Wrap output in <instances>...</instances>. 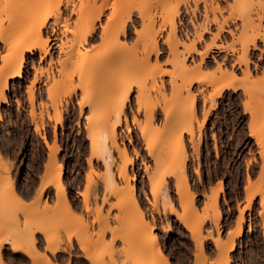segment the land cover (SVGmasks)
Returning a JSON list of instances; mask_svg holds the SVG:
<instances>
[{
	"label": "rangeland",
	"instance_id": "rangeland-1",
	"mask_svg": "<svg viewBox=\"0 0 264 264\" xmlns=\"http://www.w3.org/2000/svg\"><path fill=\"white\" fill-rule=\"evenodd\" d=\"M57 1L60 2L59 8L50 12L51 8L46 6ZM176 8L178 15L174 21L176 20L177 33L184 39L185 45H190L199 31L202 32V38L197 47L201 51L206 49L207 44L214 42L228 48H236L233 55L230 50L218 51L214 47L207 50L200 69L202 74L214 81L212 85L204 83L200 86L208 94L220 82V72L213 62V57L217 60L226 58V64L230 68L232 58L242 51L238 41L240 38H236V35L225 32L215 38L217 25L211 23V20L216 18L222 22L227 19L226 27L234 28L232 20L241 12L243 15L251 14L254 22H258L257 16L264 12L255 0H0V89H3V96L0 95V244L8 240L11 244L21 245L22 250L31 248V264H53L48 256L40 253L36 247V233L40 231L47 242V251L52 252L59 247L66 251V246L72 250V240L75 239L84 253H90L95 264H162L165 262L161 259L162 256L166 257L168 264H172L171 257L189 264L192 240L195 246L194 264H223L226 254L227 259L229 258L227 264L233 260L234 264H264V208L262 210L260 206L259 196L254 197L249 208L245 207L249 198L244 190L246 162L253 156L260 161V147L253 139L247 145H237L236 140L232 139V136H236L240 131L241 124H235V117L242 113V102L246 99L241 89L236 92L224 89L223 95L215 97L216 104L210 108L208 99L203 102L202 93L196 90V84L193 85L192 91L198 92L195 101L197 117L192 121L186 118L181 121L185 125L191 124L193 129V137L183 131L186 157L184 164L179 166L183 169L175 167V171L169 172L166 165L162 166L148 155L139 128L132 122V113H135L143 126L148 125L149 132L146 134L151 140L157 139L164 129V114L160 107L164 102L171 103L175 100L171 94V79L175 82L173 85L182 82L178 77L181 68L171 61L173 55L166 44V40H170V25L164 21L165 10L175 12ZM142 11L152 15L153 30L162 53L157 61L151 53L144 65H136L134 58H140V54L150 46L142 38L150 26L149 19L145 15L142 19L143 14L139 15ZM97 13L99 19L95 16ZM54 14L60 15L55 19ZM113 15H116L114 18L120 17L118 22L122 20V23L124 17L127 27L126 34H119L120 40L115 43V46H122L125 42L123 50L126 52L120 57H131L123 61L120 58L107 60L101 55L105 43L100 38V24H106L113 19ZM206 20H209L207 25L210 29L203 32L199 26L203 27ZM91 22L95 25L94 37L78 45L81 37L91 27ZM35 23L40 24L37 26L40 33L42 32L41 35L36 31L38 28H34ZM237 24L240 28L241 20H237ZM47 37L50 39L46 41V52L38 49L26 52L21 76L12 79L3 88V78L10 71L4 67L7 66L5 60L11 51L15 48L18 50L15 62L24 48L23 45L34 41L44 42ZM257 41V44L262 46V41ZM183 50V45L177 47L178 60L183 56ZM251 51L254 53L253 59L256 60L259 51ZM191 56L186 58V66L190 69L200 60L199 54ZM259 65L264 66V60ZM234 68L236 75L241 79L244 76L242 68L237 65ZM251 68L254 76L261 74L260 69H253V64ZM103 70H110L112 73L107 77L108 74ZM160 70H166L169 74L154 75V80L149 77L150 72ZM118 82L119 85L125 82L124 84L132 87L124 113L131 126L133 144L126 137L125 115H122L120 125L116 129L118 146H110L106 153L100 145L95 149L90 147L91 139L88 137L89 134L92 136V133H88L84 127L87 122L85 117L99 121L101 113L112 103L119 88ZM160 83H164L167 88L165 95H161L157 90ZM29 87L33 88V105L29 102ZM257 90L263 88L259 87ZM183 93L182 104L187 105L189 97L186 98L185 91ZM256 93L259 95L258 91ZM262 94L264 95V92ZM263 95L256 97L264 103ZM32 106L38 117L37 121L40 123L41 115L45 121L38 131L34 129L30 114ZM151 106H155L156 117L148 123L143 113ZM139 107L141 111L137 112ZM172 107L175 109V105ZM174 109L171 115H168L172 119L175 116ZM205 109L207 116L202 123V113ZM262 118L260 116L259 119ZM174 120L180 121L177 118L172 121ZM247 121L248 115L245 114L241 125L245 124V132ZM261 124L264 126L263 122ZM95 131L93 136L100 144L101 129L97 128ZM258 131L262 132L260 134L264 140V127ZM51 145L57 148L51 147L54 153L50 150ZM122 146H126L127 155L120 152ZM217 146L222 147L223 158L218 156ZM109 154L112 155L109 158L112 173L119 187L115 191L107 183L106 167L103 163L105 156L108 157ZM52 158L55 160V168H50ZM61 166L65 170L60 183L65 185L66 200L70 206H66L64 200L60 201L54 189L53 176ZM124 166L128 173L126 179L117 174ZM258 169L259 167L255 168L257 172ZM161 175L163 179L156 181ZM20 176L23 177V183L19 185L23 197L14 189ZM256 176L255 174L254 178ZM153 182L158 185L156 188ZM11 186L14 187L13 192L8 190L7 193H1L2 189H10ZM18 196L21 197V202L17 200ZM134 198H137L136 203ZM190 199L192 204L188 201ZM214 199L222 214L219 233L212 222L217 216L213 209ZM182 202L186 204H181ZM170 206L175 207L180 215H185L193 230L186 229L175 214L170 212ZM137 208L144 210V218L154 226L151 227L149 222L147 226L143 225L142 221L139 223ZM240 209H244L242 215L245 220L242 223L241 235L233 240L236 246L234 251L228 248V240L238 225ZM207 215H210L209 219L206 218ZM105 221H108L107 224ZM106 225L114 227V233L109 232ZM183 229L190 232V239ZM225 229L228 230L226 237ZM151 233L159 240L154 244L149 237ZM113 234H116V237H112V243ZM217 237L224 239L227 244L216 246L213 239ZM207 240H211L217 249L214 259H209L205 253L204 243ZM156 244L161 247L162 255H157ZM233 253L235 255H232ZM66 264H69V259Z\"/></svg>",
	"mask_w": 264,
	"mask_h": 264
},
{
	"label": "bare ground",
	"instance_id": "bare-ground-1",
	"mask_svg": "<svg viewBox=\"0 0 264 264\" xmlns=\"http://www.w3.org/2000/svg\"><path fill=\"white\" fill-rule=\"evenodd\" d=\"M250 1H252V0H250ZM255 1L259 5L260 9L263 10V12H264V0H255ZM59 3L60 2L57 1V2H55L52 5L51 4L47 5L46 7L51 8L50 12H54V11H56V9L59 8L58 7ZM168 3H169V1H168ZM74 8L72 9L73 11H75ZM192 8H194V7H192ZM217 8H219V7H217ZM165 11L166 12L164 14V18H165L164 21L166 20V22H168V24L170 25V31L172 33V35L170 33L171 37L168 36V39H170V40H166V44L169 47L170 53L173 55L171 61L174 62L176 65H178L179 68H181V72L178 75V77L181 78L182 82L180 84H178V85L177 84L173 85V83H175L174 80L171 79V81H170L172 83L171 84L172 85L171 86V94L173 95L172 97H174L175 100L172 101L171 103L170 102H164V105H162L160 107L161 112L164 114V129L162 130V132L160 133V135H159V137L157 139L151 140L150 138H148V136L146 134V133L149 132L148 125H144L143 126L140 123V119L137 117V115L135 113H132V118H131L132 122L135 125H137L138 128H139L141 137H142L143 142H144V148L147 150L148 155H150L156 162L160 163L162 166L166 165L169 172H173V171L176 170V168L177 169L180 168L179 166L184 164V158L186 157L185 144H184V139H183L184 138L183 137V131L187 132L191 136L193 134L192 125L191 124L185 125L184 122L181 123V121L184 120L185 118H186V120H191V121H192V119H196L197 112H196V107H195V105H196L195 101H196V96H197V93H198L197 91L202 93L201 95H202V101L203 102H205L208 99V101L210 102L209 103V105H210L209 107L211 108V106H214L216 104L215 97H220L221 94H222V91H224V89H231L232 91H235V92H236L237 89H241V91H242L243 95L246 97V99L242 102V109H243L242 113L240 112L241 114H240L239 117H237V118L235 117V119H236L235 120V124L237 123L238 125H240V124L242 125L243 117L245 116V114H247L248 115V121L246 123L247 124L246 125L247 132H245L243 130L244 129L243 126L245 124H243V126L240 125L239 133L236 136L233 135L232 139L236 140L237 145H241L242 143H245L247 145L250 142V140L253 139V142L255 144H257V146L260 147V150H262V151L259 150V152H260V161L259 162L256 159L257 157L255 158L254 156H253V158L251 157V159L249 158L247 160L248 162H246L247 163V167H246V184L244 186V190H245L246 194H248V198H249L248 203H246L247 205H245V207L249 208L250 205L252 204V200L254 199V197L255 196H259L260 206L262 207V210H263V208H264V151H263V149H264V140H263V137H262L263 135L260 134L262 132L261 131L259 132L258 130H261L262 127H264L261 124L263 122V125H264V103L260 99H258L257 97L260 94L263 95L262 93L264 92V84H263L264 83V66H260L259 65L260 62L264 60V22H263L264 21V14H259L257 16V18H258L257 21L258 22H254V19L252 18L251 14L247 13V15H243L240 12L236 16V18L234 20H232L233 23H234V28L226 27V26H228V24L226 25V20L227 19L222 20V22L220 20H217L216 18H213L211 20V23L217 25V32L215 33V38L219 37V35H221L222 33H225V32L230 34V35H232V36L236 35L235 36L236 38H240V40H238V41H240V43H241V48H242L241 50L242 51L240 52V54H238L234 58H232L231 62L229 63L230 68H228V66L226 64V61H225L226 58L223 57L222 60H217V59H215L216 57H213V62L216 63L217 70L220 72V76H219L220 77V79H219L220 82H219V85H216V87L213 89L212 92H208V94H207L206 92H204L202 90L203 88H201V86H200L201 84H204V83H206L207 85H212L213 81H214V80H211L210 78H207L206 75L202 74L201 73V69H200L201 68L200 67L201 64L204 63V58L207 55L206 54L207 50H210L212 47L217 48L218 51H228V50H230L232 52V55H233V52H235L236 48L235 49L234 48H228V47H226V45L224 46L222 44H215V42L213 41L214 43L207 44L206 49H204L205 51L204 50L201 51L197 47V43L202 38V32L199 33V31L196 33V37H194L195 39L194 40L192 39L193 41L191 42V44L190 45H185L184 39H182V37H180L179 34L177 33V26H176V23H175L176 20L174 21L175 16L178 15V8L175 9V12H168L169 10H165ZM58 12L60 13V11H58ZM192 12H194L193 9H192ZM97 14L95 15L97 18L96 17L95 18L99 19L98 18L99 17V13H97ZM142 14H143L142 19H143L144 15H145V17H147L149 19V21H150V26L147 29L148 32L144 35V37H142L144 40L147 41V43L150 44V46L148 48H146L142 52V55L140 54V56H141L140 58L138 57L137 59L134 58L135 60L133 59L134 60L133 62H134V64L136 63V65H138V64L139 65H144L149 60V58L151 56L150 55L151 53L155 56V59H156L155 61H157L159 58H161L160 56H161V53H162L161 52L162 50L159 48L158 41L156 39L154 30H153L152 15L149 14V13H144V12L140 13L139 15H142ZM57 15L54 14L55 19H57L60 14H57ZM114 16H116V15H113V19H110L111 21L110 20L107 21L106 24H104V25L100 24L101 28H102V32H101V35H100L101 37L100 38H102V40H104V43H105L104 44V48L101 51V55L103 57H105L107 60H115L117 58H120L123 61L124 59L126 60L128 57H131L130 55L127 56V58L120 57L121 55H123L124 52H126V51L123 50V45H125L124 44L125 42H123L124 40H122V42H123L122 46H118V45L115 46V43H118L119 40H120L119 39L120 38L119 34H122V35L126 34L127 27H126V24L124 23V21H125L124 17L122 18V19H124V21L122 23V20H121V22H118V20L121 19L120 17L118 19V18H114ZM206 19H208V16L206 17ZM94 20H92V22ZM237 20H241V27L240 28L238 27ZM208 21L209 20H206V23L204 21L203 27L199 26V27H201L203 29L201 31H203V32H208L209 31L210 27H208V25H207ZM242 21H244V22L242 23ZM37 24H38V26L40 25L39 23H35L34 24V25H36L34 27L35 29L38 28ZM194 26H195V24H194ZM31 29H33V26L31 27ZM94 29H95V25H94V23H92L91 27L88 28L87 31L85 32V34L81 37L82 39H80V41H79L80 43L78 42V45L83 44V43H85V41H88V40L92 39L94 37ZM36 31H37L38 34L41 35L42 32L40 33V28L36 29ZM37 33H35V35H37ZM186 35H187V33H186ZM37 36H39V35H37ZM1 37L2 36L0 34V39H1ZM242 37H244L245 40ZM45 39H44V42L43 41H37V42L34 41V42H31V43H29L27 45H23L24 48L19 53L17 61H15V62H14L15 54H17L16 51H18V50L15 48V50L11 51L10 56L7 57V59L5 60V64L7 63V66H4V67L7 68L10 71H8L9 74H7V76H4V78H3V81H2L3 88L6 87L10 83V81L12 79L21 76V73L23 71L22 69H23L24 61H25L24 60V55H25L26 52L30 53V52L34 51L35 49L42 50L43 52H46V50H47V47H45L46 41H48L50 38L47 37ZM257 40H261L262 41V46L257 44V42H258ZM241 41H243V42H241ZM231 44H233V43H231ZM179 45H183L184 46V50H183V56L181 57V59L178 60L177 57L179 55H178L177 47ZM17 48H21V47H17ZM251 50H258L259 51V53L256 55V60L253 59L254 53ZM192 54H199L200 55V60H199L198 63H196V64L194 63L195 64L194 67L192 66L193 68L190 69L188 65H187L188 67L186 66V63H187L186 62V58L188 56H191ZM193 59H194V57H193ZM177 60H178V62H177ZM252 64H253V69L254 70L257 71V69H258V71H259V69H260V71H261L260 73L261 74H259V76H254L252 74V68H251ZM236 65L238 67L242 68L244 76H242L243 78L241 77V79H239L240 77L238 78V76L236 75V72L234 70L235 69L234 67ZM103 71L108 74V75H106L107 77H109L110 73H112V71H110V70H103ZM107 71H109V72H107ZM106 73H104V74H106ZM166 73H168V71H166V70H160V71H157V72H150L149 77L152 78V80H154V77H153L154 75L161 76V75L166 74ZM124 83L125 82H123L122 85H119V82L117 83L119 88L116 91L115 96L113 97L112 103L110 104L109 107H107V109H105L103 111V113H101V118L99 119L98 122H97L96 119H93L92 117H88V116L85 117V118H87V122H86L84 127H85V129H86V131L88 133H92V136L89 134L88 138L91 139L90 140V147H92L93 149H95L97 145H100L101 148L106 153H108L110 146H113V145L116 146V147L118 146V145H116L117 144L116 143V137H117L116 129H117V126L120 125L121 116L125 115V113H124L125 106H126L127 102L129 101V93H130V91H132V87L130 85H127V84H124ZM194 84H196L195 87H196L197 91L196 90L192 91V87H193ZM125 85H127V86H125ZM259 87H260V89L263 88V90H257ZM138 88H139V86H138ZM165 89H167V88H165L164 83H160V85H158V87H157V90H158V92L161 95H165ZM184 91L187 93V95L185 94L186 98H187V96L189 97L188 98V100H189L188 102L189 103L187 102V105L183 103L184 104V106H183L182 100H181L182 99L181 95H182V93ZM257 91L259 92V95L256 93ZM260 91H261V93H260ZM2 93H3V89H0V95H2ZM203 93H206V94H203ZM4 97H5V95H4ZM263 97H264V95H263ZM33 101H34L33 88L29 87V102L31 103V105H33ZM137 101H138V99H137ZM254 101L259 103V104L255 103ZM261 102H262V104H261ZM172 105L173 106L175 105V109H174V107H172ZM81 108L82 107L80 105L79 109H81ZM143 108L145 109V107H143ZM140 109L141 108L139 107L137 109V112L141 111ZM172 109H174L173 111H174V115H175L173 117V119L177 118V119H180V121H178V120L172 121L173 119L171 117H168L169 113L171 115ZM30 114H31L32 122L34 123V129L38 131L41 127H43V124H45L44 123L45 121H44L42 115L39 117L40 123L37 121L38 117H37V115H36V113L34 111L33 106H32ZM143 114H144L145 120L148 121V123H151L156 117L155 106H151L148 109H145ZM202 114H203V118H202L201 122L203 123L205 121L206 116H207L206 109L203 111ZM176 115H178L179 117L178 116L176 117ZM260 116L263 117L262 118L263 120L259 119ZM256 118L259 119L257 121V123H256V120H257ZM260 120H262V121H260ZM124 121H125L126 130H127V136L126 137L128 138L129 142L133 144L132 136L130 134L131 133V126L128 123V118H127L126 115L124 117ZM244 123H245V121H244ZM260 124H261L262 127L259 129V127H260L259 125ZM97 128L101 129V132H102V138H101L100 144H99L98 141H96V137L93 136V132H96L95 130ZM42 137H44V136H42ZM191 138H190V140H191ZM51 147L53 148L54 146L51 145L50 148ZM52 148L50 149L52 152H53V149H57V148H53V149ZM216 149H217L216 152H217L218 156L220 158H223L224 155H223L222 147L221 146H219V147L217 146ZM119 150H120V152L123 155H127L126 146H122L121 149H119ZM53 153H52V155L54 156ZM135 153H137L136 150H135ZM109 155H108V157L105 156V159L103 160V163L105 164V167H106V173H107L106 175H107V178H108L107 183L109 184V186L112 187L113 191H115V189H117V188L119 189V187H117V183H116V180L114 179V175L112 173V169H111V166H110L111 165L110 164L111 160L109 158H111L112 155H110V156ZM95 157L99 158L97 155H95ZM53 158H52V160H53L52 164L50 163V168L51 167L55 168V164H54L55 163V160H54L55 158L54 159ZM103 158H104V156L102 157V159ZM113 161H115V160H112V162ZM89 163H90V161H89ZM176 165H178V167ZM256 167H259L258 172L255 170ZM180 169H183V168H180ZM64 170H63L62 166L59 167L58 172L56 173V175L53 176L54 177L53 178V183H54V186H55L54 189H56V193L59 195L58 197H60V201L62 199V201L63 200L65 201V202L63 201V203H65L66 206L67 205L70 206L71 204H69V201L66 200V198H67L66 196L67 195H66V189L64 187L65 185L63 184L64 186H62L61 183H60L61 182V178H62V173L64 172ZM118 171H119V172H117L118 176H121L124 179L127 178V174L128 173H127V169H126L125 166L120 168ZM255 174L257 175L256 178H254ZM162 177L163 176L161 175V177H159V179H156V181L160 182V180L163 179ZM153 181H155V180L153 179ZM156 184H157V182H156ZM153 185H154V182H153ZM154 186L156 188V186H158V185H154ZM13 188L14 187L11 186L10 189H6V190L2 189L1 193H4V192L7 193L8 190H9V192L10 191L13 192L14 189H16L17 187L14 188V189ZM152 188H153V186H152ZM40 192H42V191H40ZM16 193L19 194L20 192L18 191ZM19 196L17 197V200L19 202H21L22 195H21V197H19ZM68 199H69V197H68ZM136 199H135L134 203H136ZM214 200H215V202H214ZM214 200H213L214 203L212 202L214 207L213 206L212 207L216 211L217 216H215V218H214V220H212V222L214 223V225H216V230L219 233L221 231L220 220H221L222 214H221V210L217 206L216 199H214ZM188 201H189L190 204H192V202H191L192 200L191 199L188 200ZM188 201H187V203H188ZM139 204H137V205H139ZM181 204H186V202H182ZM141 206H143V205H141ZM67 208H69V207H67ZM70 209H71V207H70ZM138 209H139V211L137 212V214H139L138 215L139 216V223H140V221H142L141 223H143V225L146 224V226H147V224L149 222V225L151 227L154 226V225L150 224V221L147 222V219L144 218V213H143L144 210H141L140 208H137V210ZM240 210H239L240 214H238L240 216H238V218H237L238 221L236 220L238 225L235 228V230L233 232H231L230 238L228 240V244H230L229 245L230 247H228V246L227 247L229 249H235V247H236L234 245L235 241L233 242V240H234L235 237H239L241 235V233H242V230H243L242 223H243V221L245 219L243 220L244 217H243L242 214H243V210L244 209H240ZM170 212L172 214H175L176 218L179 219L184 224L186 229L190 230L192 228L191 227L192 226L191 223L188 224V219L185 217V215H183V214L180 215V213L178 211H176L175 207L170 206ZM209 216L210 215H207L206 218L209 219ZM206 218H204V219H206ZM211 218H213V217H211ZM106 222H108V221H105V223ZM201 222H200V224H201ZM209 222H210V220H209ZM153 224H154V222H153ZM107 226L109 228L108 231L114 233L115 228L114 227L113 228L109 227L110 225H106V227ZM166 226H167V223H166ZM142 227H145V226H142ZM148 229H151V228H148ZM105 230H107V229H105ZM192 230H193V228H192ZM153 233L155 234V232H153ZM154 234L153 235H152V233L149 234V237L152 240L153 244L156 243V240H158L156 235H154ZM111 235H112V233H111ZM113 235L114 236H111V242L112 243H113V240H114V238L112 240V237H116L115 236L116 234H113ZM31 239H33V238H31ZM34 240H31V241H34ZM158 241H157V244H158ZM213 242H214V244L216 246H219V247L227 244V243H225L226 241H224V239L221 240L219 237L214 238ZM201 243H202V239L200 240V247H201L200 249L202 251V246H201L202 244ZM12 244H11L12 249H22L21 245L20 246H19V244L15 245L14 243H12ZM157 244H156V248H157L156 252H157V255L159 256V255H162V252H161V249H160L161 247L160 248L157 247ZM56 248H58V247H56ZM228 248H227V250H228ZM0 250H1V247H0ZM23 250H25L24 252L28 256L33 255V254H31V253H33V250L31 248H29V250H27V248L26 249L23 248ZM53 251H55V250H53ZM87 252H85L86 257L89 258V260H91L92 263H94V259H92L91 258L92 256L89 255L90 253L89 252L87 253ZM224 254H225V252H224ZM225 256H226V258H225V261H224L223 264H227L228 261H229L228 260L229 258L227 259V257H228L227 254ZM162 257L163 258H161V259L162 260L164 259V261H165L162 264H168L167 263L168 261H167L166 257L165 256H162ZM111 258H112V256H111ZM112 261L113 260H111V262ZM124 263L126 264V262H124ZM135 264H146V263H143V262L136 263L135 262Z\"/></svg>",
	"mask_w": 264,
	"mask_h": 264
},
{
	"label": "crops",
	"instance_id": "crops-1",
	"mask_svg": "<svg viewBox=\"0 0 264 264\" xmlns=\"http://www.w3.org/2000/svg\"><path fill=\"white\" fill-rule=\"evenodd\" d=\"M19 183H15V191L20 192V186L23 183V177L20 176ZM19 195H22L23 193L20 192ZM54 199V198H53ZM54 201V200H53ZM187 238H191V234L188 230L183 229L182 230ZM227 229L224 231V237L227 236ZM37 235V241H36V247L40 253H45L48 258L50 259L51 263L53 264H66L69 259V264H91V261L89 258L86 257L85 253L79 248V246L76 243V240H72L73 249H68L69 247L66 246V251L62 249V247L56 249L53 252L47 251L46 246L47 242L44 239L43 234L39 231L36 233ZM238 241V239H237ZM191 243V258L189 264H194V253H195V246L192 240H190ZM1 250H0V259L2 264H31L32 260L31 257L28 256L22 249H12L10 241H3L1 244ZM205 246V253L208 256L209 259H214L217 256V249L213 245L211 240H207L204 243ZM58 250V251H57ZM236 248L234 249V251ZM25 253V254H24ZM52 253V254H51ZM54 253V254H53ZM232 255H235L234 253ZM171 263L172 264H182V262H179L176 258L171 257ZM184 264V263H183ZM229 264H234V260L230 262Z\"/></svg>",
	"mask_w": 264,
	"mask_h": 264
}]
</instances>
